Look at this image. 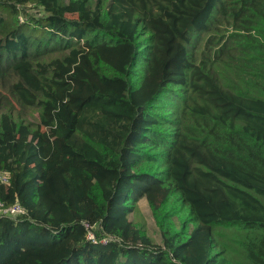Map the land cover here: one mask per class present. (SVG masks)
<instances>
[{
	"label": "trees",
	"instance_id": "trees-1",
	"mask_svg": "<svg viewBox=\"0 0 264 264\" xmlns=\"http://www.w3.org/2000/svg\"><path fill=\"white\" fill-rule=\"evenodd\" d=\"M2 173L0 264H264V0H0Z\"/></svg>",
	"mask_w": 264,
	"mask_h": 264
},
{
	"label": "rangeland",
	"instance_id": "rangeland-1",
	"mask_svg": "<svg viewBox=\"0 0 264 264\" xmlns=\"http://www.w3.org/2000/svg\"><path fill=\"white\" fill-rule=\"evenodd\" d=\"M28 11L30 15L39 12L37 9H35V7H32V6L28 7ZM65 16L66 18L70 20L77 19L76 14H73L71 12H69ZM219 32H220V35H222V37H225L226 34H229V31H227L225 27H222ZM53 57L55 58V55ZM10 102L12 103V100H10ZM19 112H20L21 118L24 120L31 121V122L38 121V114L36 113L35 110L24 109V110H20ZM130 219L136 222L139 226H141L142 231L145 234V237H148L154 243L159 241V234H158L157 226L144 200H141L137 204L134 213L130 216ZM144 241H145V238L137 239L134 245L141 247L144 245Z\"/></svg>",
	"mask_w": 264,
	"mask_h": 264
},
{
	"label": "built area",
	"instance_id": "built-area-1",
	"mask_svg": "<svg viewBox=\"0 0 264 264\" xmlns=\"http://www.w3.org/2000/svg\"><path fill=\"white\" fill-rule=\"evenodd\" d=\"M19 19L20 21H22V18ZM0 181L5 186H7L8 185L7 174L2 173L0 175ZM25 215H26V210L18 202L9 206L4 205L2 202H0V218L19 221L20 218L24 217ZM84 227L87 230L86 239L95 245L101 244L105 246L110 243L119 242L117 238L110 235L96 236L94 227H90L87 224H84Z\"/></svg>",
	"mask_w": 264,
	"mask_h": 264
}]
</instances>
